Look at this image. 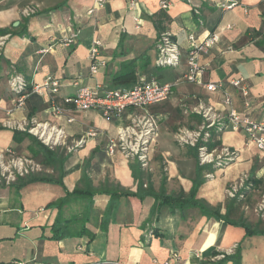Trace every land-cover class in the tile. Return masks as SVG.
<instances>
[{
	"label": "crops",
	"instance_id": "obj_1",
	"mask_svg": "<svg viewBox=\"0 0 264 264\" xmlns=\"http://www.w3.org/2000/svg\"><path fill=\"white\" fill-rule=\"evenodd\" d=\"M224 1L169 0L161 9L158 0H135L131 7L129 0H104L88 14L96 0H0V150L23 147L30 157L29 139L14 140V131L34 119L63 131V143L53 149L64 157L56 166L35 160L41 170L33 175L50 180L0 185V262L264 264V215L256 210L264 199L263 153L229 124L209 142L234 153L220 167L200 165L197 149L175 138L180 128L201 124L194 112L199 105L222 115L233 108L264 121V0H236L229 10L219 6ZM27 9L33 13L26 15ZM69 28L79 34L65 45ZM211 33L219 40L198 57L205 67L201 83L183 81L188 35L201 41ZM162 34L178 45L176 66L155 64ZM94 40L101 43L98 59L104 65L92 73ZM14 76L29 88L51 77L58 91L29 92L24 105L14 108ZM237 77L244 78L247 96L229 83ZM153 79L174 85L167 100L146 108L159 116L148 169L106 151L117 127L143 110L127 107L111 117L63 103L80 86L115 89ZM206 83L221 87L211 92ZM225 94L230 104L223 102ZM51 96L63 108L58 116L49 111ZM243 177V197H228L226 189ZM72 193L81 197H70L59 212L53 204ZM165 197L180 201L166 203ZM59 214L70 221L60 239L50 238ZM224 255L229 258L222 261Z\"/></svg>",
	"mask_w": 264,
	"mask_h": 264
},
{
	"label": "built area",
	"instance_id": "obj_2",
	"mask_svg": "<svg viewBox=\"0 0 264 264\" xmlns=\"http://www.w3.org/2000/svg\"><path fill=\"white\" fill-rule=\"evenodd\" d=\"M104 0H96L94 7L90 8L88 14L93 13L97 8L102 7ZM135 0H129L130 7ZM161 9L169 6V0H158ZM236 5V0H225L219 6L223 10H229ZM33 13L32 9L25 10V14ZM137 20V18H135ZM79 34V30L69 28V34L62 40L65 45L73 43ZM187 70L182 80L189 83H201L205 67L198 63L201 54H207L218 42L219 34L211 33L201 41H197L192 34L188 37ZM101 46L99 40H94L90 48L89 57L94 62L91 65L92 73L97 71L98 65H104V61L98 59V48ZM157 56L155 64L158 67H172L179 63V48L177 43L169 34H162L156 42ZM229 83L237 88L242 96L248 95V87L243 77L231 78ZM172 83H164L158 80L143 81L131 87H121L115 89H100L89 86H80L77 91L63 99V103L71 106L75 110L84 111L96 109L100 110L104 116L119 117L121 112L127 108L143 110V113L133 115L128 124L117 127V134L108 138L106 151L109 155L121 153L127 159L135 160L143 169L149 168L150 154L157 134L159 116H153L146 112L147 106L167 100L172 92ZM57 80L46 77L41 84H34L27 87L25 80L21 76H14L9 80V88L15 94L14 108H21L29 92L43 94L48 89L51 93L58 91ZM208 91L214 92L221 87V84L206 83ZM49 111L53 115H60L63 108L51 96ZM223 102L230 104V97L225 94ZM246 107L249 102H244ZM194 112L201 117V124L195 129L180 128L176 135V141L183 146H190L197 149V157L200 165H212L220 167L232 160L234 153L227 148L218 149L210 147L209 142L214 133L222 131L226 124L232 130H242L246 139L255 144L257 149L264 155V121L256 120L248 114H242L235 109H230L226 115H222L213 110L211 106L199 105L194 108ZM23 131L35 136L41 143L50 149L63 143V131L48 123H41L34 119L22 126ZM89 136H94V132H89ZM82 140L77 144H81ZM41 170V165L33 158L16 155L13 150L6 148L0 150V185H10L17 177L37 173ZM210 174H208L209 176ZM245 177L234 182L226 189V194L230 198L243 197L240 188L244 187ZM264 215V199H262L256 209ZM177 257V254H173ZM98 264H140L139 262H121L102 260ZM0 264H15L0 262ZM22 264V263H18ZM33 264V263H28ZM76 264V263H64ZM92 264V263H90ZM151 264H170L166 261H153Z\"/></svg>",
	"mask_w": 264,
	"mask_h": 264
},
{
	"label": "trees",
	"instance_id": "obj_3",
	"mask_svg": "<svg viewBox=\"0 0 264 264\" xmlns=\"http://www.w3.org/2000/svg\"><path fill=\"white\" fill-rule=\"evenodd\" d=\"M23 138H28L30 141V145L27 146V150L30 154V157L34 160L40 162L44 166H56L57 164H60L62 160L64 159L63 154H58L57 151L54 149H50L47 146H45L43 143H41L35 136L29 134L26 131H14V140L21 141ZM37 179H46L50 180V178L47 177H41V176H35L33 174L25 175L17 177L16 180L11 183L12 186H19L27 182H31ZM126 195H136V194H129ZM75 196V197H81V195H78L76 193L67 194V196L57 202H55L53 205L58 208L59 212L60 209L64 206L66 202H68L69 198ZM166 203H177L180 201L178 198H172V197H165L164 198ZM184 202V201H183ZM193 204L199 205L200 208H202V205L200 203L193 201ZM70 219L64 220V218L60 219V214L57 216L56 220L54 221L53 225L49 228L52 234L50 235V238H58L60 239V232H65V227H67L66 222H69ZM44 230L48 228H43ZM238 251H236V262L238 263ZM229 256L224 255L222 261L227 260Z\"/></svg>",
	"mask_w": 264,
	"mask_h": 264
},
{
	"label": "rangeland",
	"instance_id": "obj_4",
	"mask_svg": "<svg viewBox=\"0 0 264 264\" xmlns=\"http://www.w3.org/2000/svg\"><path fill=\"white\" fill-rule=\"evenodd\" d=\"M13 150V152H14V154H16V155H24V156H26V154H28L27 152H26V150H25V148H18V149H12Z\"/></svg>",
	"mask_w": 264,
	"mask_h": 264
}]
</instances>
